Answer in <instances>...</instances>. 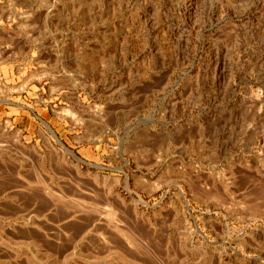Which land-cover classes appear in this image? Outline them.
Here are the masks:
<instances>
[{"label": "rangeland", "instance_id": "1", "mask_svg": "<svg viewBox=\"0 0 264 264\" xmlns=\"http://www.w3.org/2000/svg\"><path fill=\"white\" fill-rule=\"evenodd\" d=\"M0 264H264V0H0Z\"/></svg>", "mask_w": 264, "mask_h": 264}]
</instances>
